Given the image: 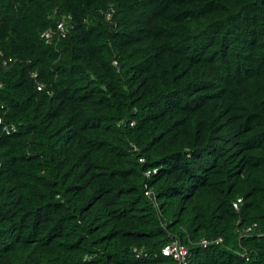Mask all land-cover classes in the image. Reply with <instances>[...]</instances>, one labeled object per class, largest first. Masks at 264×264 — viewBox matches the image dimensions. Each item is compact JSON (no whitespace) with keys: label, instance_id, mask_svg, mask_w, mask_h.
I'll use <instances>...</instances> for the list:
<instances>
[{"label":"trees","instance_id":"16d2710c","mask_svg":"<svg viewBox=\"0 0 264 264\" xmlns=\"http://www.w3.org/2000/svg\"><path fill=\"white\" fill-rule=\"evenodd\" d=\"M0 118V264H264V0H0Z\"/></svg>","mask_w":264,"mask_h":264},{"label":"built area","instance_id":"2783aa9c","mask_svg":"<svg viewBox=\"0 0 264 264\" xmlns=\"http://www.w3.org/2000/svg\"><path fill=\"white\" fill-rule=\"evenodd\" d=\"M108 17H110V13H108ZM67 35V30H66V25L65 22L62 21L60 22L56 29H50L47 31H44L42 33V37L47 41V42H57L59 41L61 38L65 37ZM13 61L12 58H8V59H3V65L7 66L9 65V63H11ZM35 77H37V74H34ZM44 85L39 83L38 84V89L39 90H43ZM0 124H3V120L2 118H0ZM16 126H7L4 125L3 126V131L6 134H10L12 131H16ZM143 161V159H142ZM2 166V162L0 161V168ZM158 169H153V170H148L145 172V175L147 178H150L153 174L157 173ZM146 191L145 194L148 197H152L154 198V191H152L151 189H149V187H146ZM242 198H238L236 201L233 202V205L236 209H239V205L240 203H242ZM253 232H257L258 236H262L264 237V225H260L259 223L255 222L252 225L245 227L244 229H242V233L244 236L250 235L251 233L253 234ZM216 243H222L223 242V238H218L215 240ZM201 245L203 246H207L210 244L208 239L203 238L201 240ZM162 253L165 256L168 257H172L175 261L176 264H188L189 262V258H190V249L186 244H183L182 242H180L179 240H174L171 241L169 243H167L163 248H162ZM141 254H138L137 256H140ZM242 256L246 257V259H249V256L247 255V252L243 253Z\"/></svg>","mask_w":264,"mask_h":264},{"label":"clouds","instance_id":"9594fccd","mask_svg":"<svg viewBox=\"0 0 264 264\" xmlns=\"http://www.w3.org/2000/svg\"><path fill=\"white\" fill-rule=\"evenodd\" d=\"M107 15H108V14H107ZM108 18H110V17H108ZM62 21L65 22L66 30H67V33H68V29H67L68 22H67L65 19H63ZM62 21H60V22H62ZM60 22H59V23H60ZM59 23H58V24H59ZM58 24H57V25H58ZM57 25H56L55 27L49 28V29H47V30H50V29H56ZM47 30H45V31H47ZM66 36H67V35H66ZM66 36H65V37H66ZM65 37L61 38L60 40L64 39ZM57 42H58V41H57ZM48 43H51V42H48ZM52 43H53V42H52Z\"/></svg>","mask_w":264,"mask_h":264}]
</instances>
